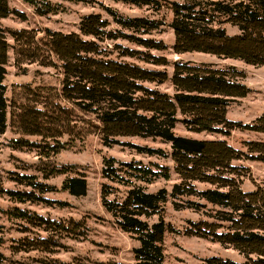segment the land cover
Instances as JSON below:
<instances>
[{
  "label": "trees",
  "instance_id": "1",
  "mask_svg": "<svg viewBox=\"0 0 264 264\" xmlns=\"http://www.w3.org/2000/svg\"><path fill=\"white\" fill-rule=\"evenodd\" d=\"M26 1L39 16L56 12L48 2ZM111 1L135 6H149L153 2ZM169 8L173 13L170 27L175 37L173 50L176 54L201 53L264 67V0H184L171 3ZM105 10L120 30L108 31L110 23L107 20L100 14H90L82 19L79 33L45 30L42 35L25 29L7 32L2 21L19 13L10 7L8 0H0V135L5 134L10 122L12 130L22 137L13 140L12 147L36 151L41 158L47 159L65 150L73 140H85L96 133L107 147L122 144L120 138L123 137L170 144V157L180 179L170 194L166 188L148 192L143 186L159 179L169 181L168 166L119 162L115 158L103 162L102 178L107 183L102 185L101 203L115 225L139 244L133 250L136 264H165L163 245L170 227L161 217L164 206L170 197L194 196L225 209L218 218L228 227L219 232V225L193 223L195 230L190 229L188 234L230 246L245 257L242 263L211 258L206 264H264V184L253 191H244L242 179L246 177V169L234 165L242 159L264 163V141L246 142L244 152L226 140H196L175 133L177 124H182L188 132L196 134L228 137L234 130L241 129L264 135V114L245 125L227 118L230 104L249 94V88L240 83V73L235 67L216 69L206 64L176 61L171 78L175 94L150 88L147 83L167 82V72L111 59L101 43L125 39L147 50H165L162 43L140 37L160 29L164 23L120 16L108 7ZM225 26L236 28L239 33L229 35ZM8 36L14 45L9 43ZM11 48L17 66L37 62L43 67H57L63 76L60 87L20 86L9 99L5 81ZM138 54L141 53L123 49L119 57L135 58ZM141 60L156 66L168 65L165 58L152 55ZM24 137L39 140L30 141ZM135 148L140 153L164 156L162 150ZM66 170L44 168V179L67 174ZM13 180L30 188V191L15 192L4 191L0 186V193L15 203L48 202L38 194L54 191L36 176L18 175ZM196 183L211 188L198 191ZM111 184L126 187L125 196L111 199L116 190ZM61 190L81 198L87 195L88 183L85 176L68 177ZM8 214L29 224H50L42 217L19 209ZM156 216L159 220L151 224ZM56 226L63 228L59 224Z\"/></svg>",
  "mask_w": 264,
  "mask_h": 264
},
{
  "label": "rangeland",
  "instance_id": "2",
  "mask_svg": "<svg viewBox=\"0 0 264 264\" xmlns=\"http://www.w3.org/2000/svg\"><path fill=\"white\" fill-rule=\"evenodd\" d=\"M12 9L19 15H11L2 21V27L8 32L12 30H35L42 33L45 30L54 32L79 33L82 19L90 14H100L110 23L108 31L115 32L120 28L113 22L105 10L106 7L118 15L128 18H147L161 21L164 25L150 34L141 35L143 39L162 43L165 50H147L134 42L118 39L105 40L102 49L111 59L126 61L142 68L167 72L168 81L164 84L146 85L170 95L175 94L171 78L174 63L191 62L195 65L206 64L216 69L235 67L240 73V83L249 88L247 97L232 102L228 108L227 118L243 125L250 124L264 114V67L251 66L240 60L223 59L201 53L176 54L173 50L174 33L170 24L173 13L170 4L181 3L184 0H152L149 6H135L111 0H94L92 3L70 2L64 0H36L38 4L45 1L52 5L55 14L39 16L26 0H8ZM229 35L238 34V30L225 26ZM132 35L129 31H123ZM41 35V36H42ZM139 36V35H137ZM90 39V38H88ZM8 41H14L8 36ZM120 47V48H117ZM123 49L138 51L135 58L119 57ZM146 55L162 57L168 61L166 66H156L144 62ZM62 73L57 67H43L39 63H24L16 65L14 50L9 51L7 65L6 96L10 99L13 92L20 86H55L60 87ZM175 133L178 136L196 140H226L240 151H246L248 141H264V135L246 130L236 129L230 136L223 137L206 133L188 132L182 124H177ZM10 127L5 134L0 135V186L4 191H30L18 182V175L36 176L37 180L53 187L54 191L38 194L48 202L15 203L7 195L0 193V264H136L133 250L138 243L127 233L122 232L101 203L103 183L102 168L104 159L115 158L119 162L140 161L144 165L152 163L168 166L171 172L169 181L159 179L151 185H143L148 192H157L166 188L169 194L175 184L180 183L175 173L174 163L170 157L171 145L160 140L139 137L120 138V145L107 147L99 134L89 135L85 140L75 139L58 155L50 159L41 158L36 151L15 150L13 140L21 139ZM30 141H38L35 137H24ZM68 138H64L65 141ZM135 147L162 150L164 156L140 153ZM235 166L245 168L246 177L242 180L244 191H253L256 186L264 184V163L242 159L234 162ZM67 169V174L44 179L43 169ZM85 176L88 183L87 195L81 198L71 196L61 190L63 182L68 177ZM116 190L110 198H123L127 188L111 184ZM198 191L211 188L207 184H195ZM190 203L199 204L194 208ZM65 204L66 206H62ZM19 209L30 215L42 217L49 221L48 226L29 224L26 220L11 218L9 211ZM225 209L210 205L198 196L169 198L161 214L164 222L170 227L164 239L165 264H206V260L219 258L236 263L245 261V257L230 246L222 245L210 239L188 234L195 230L193 223L219 225V232L224 231L228 224L219 220L218 216ZM160 217H153L150 223H155ZM62 225L59 229L56 225Z\"/></svg>",
  "mask_w": 264,
  "mask_h": 264
}]
</instances>
